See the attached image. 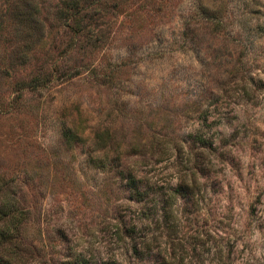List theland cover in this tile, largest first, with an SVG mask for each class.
<instances>
[{
    "label": "rangeland",
    "instance_id": "374dc122",
    "mask_svg": "<svg viewBox=\"0 0 264 264\" xmlns=\"http://www.w3.org/2000/svg\"><path fill=\"white\" fill-rule=\"evenodd\" d=\"M1 201L14 264H264V0H0Z\"/></svg>",
    "mask_w": 264,
    "mask_h": 264
},
{
    "label": "trees",
    "instance_id": "16d2710c",
    "mask_svg": "<svg viewBox=\"0 0 264 264\" xmlns=\"http://www.w3.org/2000/svg\"><path fill=\"white\" fill-rule=\"evenodd\" d=\"M61 10L57 9V16L68 17V13ZM13 206L6 201L0 202V246L3 247V250H8V256H0V264H14V257L17 256V253L12 245H15L16 240L19 238L26 218L23 211L13 208Z\"/></svg>",
    "mask_w": 264,
    "mask_h": 264
}]
</instances>
